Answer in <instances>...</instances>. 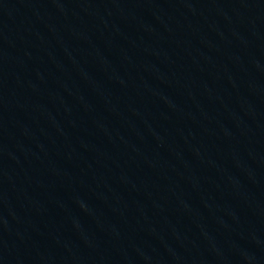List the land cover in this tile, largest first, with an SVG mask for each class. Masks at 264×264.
<instances>
[{
	"label": "water",
	"instance_id": "1",
	"mask_svg": "<svg viewBox=\"0 0 264 264\" xmlns=\"http://www.w3.org/2000/svg\"><path fill=\"white\" fill-rule=\"evenodd\" d=\"M0 264H264V0H0Z\"/></svg>",
	"mask_w": 264,
	"mask_h": 264
}]
</instances>
